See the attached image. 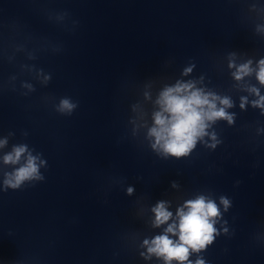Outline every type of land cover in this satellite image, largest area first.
<instances>
[{"label":"clouds","instance_id":"clouds-1","mask_svg":"<svg viewBox=\"0 0 264 264\" xmlns=\"http://www.w3.org/2000/svg\"><path fill=\"white\" fill-rule=\"evenodd\" d=\"M249 64L239 67L235 74L237 80L252 71ZM50 78V76L46 77V80ZM257 78L261 84H264V60L259 62ZM191 89H193L191 84L178 83L175 87L167 88L161 93L158 101L161 104V111L154 114V126L149 129L148 135L154 139L153 149L165 157L188 156L195 148L197 140L207 135L206 129L209 127V122L226 119L232 123V115L225 111V108L232 106L228 98L220 99L213 94ZM250 91L259 96L257 89L253 88ZM216 100H219L223 107L217 108ZM244 103L245 100L242 98V108ZM253 106L264 108V97L253 101ZM77 107L78 103L65 97L60 100L56 110L63 115L71 116ZM213 139H215L214 136ZM6 143V140H0V147H4ZM211 146L215 147V145ZM22 157L24 163L20 164ZM3 162L6 165L20 164L12 172L5 174L3 180L5 191L18 190L25 183L40 182L45 179L40 169L46 166V161L42 160L39 155H33L27 145L14 146L10 153L4 155ZM173 186L176 185L173 184ZM133 191L132 187L127 189L129 195ZM220 203L225 211L230 206V201L225 197L220 198ZM152 212L155 216L153 221L155 227L167 223L173 216L168 210L166 201H159L152 208ZM220 214L216 202L204 195L185 201L176 211L178 223L169 224L165 233L153 238L151 242L144 241L149 256L154 254L163 257L166 264H171L172 260L185 264L188 261L190 250L199 252L213 242L215 235L218 234L214 225ZM177 232L178 241L174 242L168 234L176 235ZM196 264H204V262L198 260Z\"/></svg>","mask_w":264,"mask_h":264}]
</instances>
